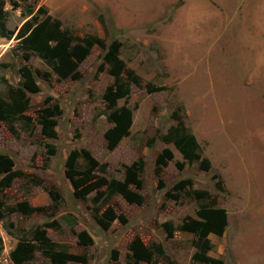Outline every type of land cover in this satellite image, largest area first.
I'll list each match as a JSON object with an SVG mask.
<instances>
[{"label": "rangeland", "instance_id": "rangeland-1", "mask_svg": "<svg viewBox=\"0 0 264 264\" xmlns=\"http://www.w3.org/2000/svg\"><path fill=\"white\" fill-rule=\"evenodd\" d=\"M237 1L220 0L218 10L200 0L196 10L177 12L178 0H0V97L21 84V66L38 86L26 91L25 118L0 122V154L14 172L0 171V264H16L10 253L18 242L34 246L19 264H54L36 230L57 250L82 257L66 264H126L135 237L163 249L137 264H191L194 236L179 225L202 206L223 208L227 219L221 235H208L209 256L264 264V70L254 72L264 24L248 16L253 0L232 9ZM40 6L72 36L95 35L105 47L94 44L63 79L34 53L24 58L17 33ZM114 41L121 76L139 82L129 81L128 95L108 106L102 94L113 78L102 55ZM53 105L60 113L51 117L55 136L47 137L39 120ZM121 107L131 124L108 148L109 114ZM176 118L199 144V159L187 161L161 139ZM165 148L171 157L156 163ZM83 150L98 166L87 165ZM67 170L91 187L84 198L74 196ZM101 178L126 183L141 201L108 191ZM80 232L88 243L79 242Z\"/></svg>", "mask_w": 264, "mask_h": 264}, {"label": "trees", "instance_id": "trees-1", "mask_svg": "<svg viewBox=\"0 0 264 264\" xmlns=\"http://www.w3.org/2000/svg\"><path fill=\"white\" fill-rule=\"evenodd\" d=\"M32 10L26 12V16L31 15ZM40 15V17H39ZM2 12L0 8V30H4ZM17 37L19 45L27 53H34L48 64L52 71L59 79H63L72 75L76 70L78 63L90 53L94 44H98L102 48L105 47L104 41L95 35H85L82 37L72 36L66 30L61 28L58 19L52 18L46 9L42 6L37 8L36 14L26 19L18 30ZM120 44L116 41L112 42L107 50L103 53L102 58L108 63V73L112 76L113 81L110 83L104 93L102 99L108 106H113L117 99L125 97L129 92V81L138 83L139 78L136 75L129 76L126 79L121 76L124 68L123 61L118 57ZM22 82L19 86H8L6 97H0V122L21 120L25 118L24 111L28 106V98L26 91L34 93L38 91V86L34 80L32 72L26 66L19 68ZM60 113L58 105L52 108H44L42 110V118L39 120L41 132L47 137L55 136L54 121L51 117ZM112 125L104 131V138L108 148H113L118 141L127 134L131 124V112L126 107L119 110H113L109 114ZM166 143H173L175 148L181 153L182 157L187 161H195L199 159V144L195 137L185 128L179 118H176V124L169 127L167 132L161 136ZM83 157L86 159L89 167L98 166L97 161L90 155L89 151L83 150ZM171 157L168 149H163L157 154L156 163L165 164L166 160ZM12 161L8 156L0 154V171L13 175ZM142 169L140 164L138 170ZM68 179L74 188V196L84 198V195L91 190L90 186H83L81 177H74L71 171L67 170ZM102 183L106 184L108 191L117 192L122 195L126 201L139 203L141 197L133 194L127 187L126 183L115 179L105 182L101 178ZM188 181V180H187ZM186 183H189L187 182ZM179 182L176 184L180 188ZM104 184V185H105ZM140 182L137 183V186ZM80 186H83L79 188ZM21 207L24 204L20 205ZM197 218H186L180 225L179 229L193 234L194 251L191 255V264H222V261L208 255L211 249L209 234L221 235L226 227V212L223 208L217 207H200L196 211ZM101 222V220H99ZM168 233H171L172 226L168 225ZM43 245L44 254L49 256L54 264H66L67 260H79L82 257L57 250L56 244L51 242L45 235L44 230H36L35 238ZM80 243H88L90 238L86 232L78 233ZM33 245L24 242H18L10 253L14 263L19 264L26 260L29 253L33 249ZM130 258L126 264H137L139 261L149 262L154 255H163V249L160 244L152 247L146 246L138 237L132 239L129 243ZM116 253L113 251L112 259ZM111 260L110 264H119Z\"/></svg>", "mask_w": 264, "mask_h": 264}, {"label": "crops", "instance_id": "crops-1", "mask_svg": "<svg viewBox=\"0 0 264 264\" xmlns=\"http://www.w3.org/2000/svg\"><path fill=\"white\" fill-rule=\"evenodd\" d=\"M199 1L200 0H178V5H177V8H176L177 9L176 11L178 12L179 6L182 7V8L180 7L181 10H183V8H191V10H196L195 7L199 6V3H198ZM202 1H206V0H202ZM243 1L244 0H240V1L238 0L237 1L238 2L237 5H234L232 7V9L234 8V9L238 10L240 8V6H241V3ZM207 2H209V4L211 6L216 5L218 10L220 9V0H207ZM249 4H251L252 9H251L250 13L248 14V16L251 19V21L254 20L253 24L254 23H259V25L261 23L264 24V0H253L252 2L250 1ZM251 21H249V22H251ZM263 29H264V26H263ZM254 31L255 30H253V32ZM254 36L262 38L260 31L256 32L254 34ZM262 39L264 40V35H263ZM263 46H264V44H263ZM256 56L258 57L257 64L258 65L260 64L261 68L258 67V69L254 70V72L255 73H259L261 71V69H262V71L264 70L262 68L263 65H264V49H263L262 52H258Z\"/></svg>", "mask_w": 264, "mask_h": 264}]
</instances>
